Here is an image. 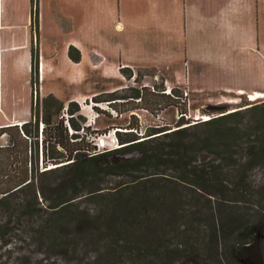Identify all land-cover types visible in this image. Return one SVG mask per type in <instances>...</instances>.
Wrapping results in <instances>:
<instances>
[{
	"label": "rangeland",
	"instance_id": "obj_1",
	"mask_svg": "<svg viewBox=\"0 0 264 264\" xmlns=\"http://www.w3.org/2000/svg\"><path fill=\"white\" fill-rule=\"evenodd\" d=\"M263 3L255 0L251 10L246 0H38L32 18L31 0H0V33L17 39L29 33V48L13 49L15 77L20 76L14 79V95L28 57L29 83L35 89L29 132L0 135V192L24 175L32 181V187L0 204V264H234L224 255L228 242L222 227L254 223L264 213V156L251 160L264 146V94H249L264 91ZM73 42L84 47L88 82L74 79L68 86L63 80L68 69L60 74L69 58L65 46L74 47L72 55L79 52L81 58ZM136 90L140 96H134ZM70 102L78 107L74 118L81 127L91 123L77 132L79 139L85 135L80 150L95 147L96 154L116 149L112 132L117 128L133 130L136 142H150L152 148L153 137L180 128L189 160L203 166L216 184L212 196L179 182L170 168L161 177L136 183L107 175L98 193L88 194L92 186L80 187L81 196L65 212L51 215L56 212L45 207L71 169L41 162L34 122L36 117L38 127H46L42 115L51 111L53 125L58 120L66 124ZM107 104L116 117L100 109ZM249 106L261 113L204 125ZM22 115L14 112L13 119ZM153 129L161 132L153 135ZM45 148L49 158L60 154L51 141ZM139 149L130 152L134 156ZM186 181L191 183L190 177ZM131 190L148 192L154 204L125 218L112 199ZM151 237L158 238L154 247L148 243ZM115 242L124 246L118 257L108 254Z\"/></svg>",
	"mask_w": 264,
	"mask_h": 264
},
{
	"label": "trees",
	"instance_id": "obj_2",
	"mask_svg": "<svg viewBox=\"0 0 264 264\" xmlns=\"http://www.w3.org/2000/svg\"><path fill=\"white\" fill-rule=\"evenodd\" d=\"M31 1L32 18H34L35 11H37V5L35 8L34 5L38 2V0ZM73 50L74 47L70 46L68 49L69 58L75 62H79V52L78 54H76V57V55H72ZM35 60L36 59L32 54L33 75L36 74L35 67L37 65V61ZM34 76L37 78V74ZM33 90H35L34 86ZM134 96H140V92L136 90ZM44 102L46 101L44 100L42 103L45 104L43 106V114L45 112L44 110L48 108V105ZM54 102L56 103V100ZM36 104L38 105L39 103ZM61 106L62 105H60L59 107ZM110 107L112 108V106ZM257 108V106H249L243 109L245 110L243 112L242 110H239L229 113L227 115L224 114L222 116L205 121L204 125L220 126L222 123L225 122V120L237 117L246 112L256 114L261 113L256 112ZM77 111L78 107L76 103L70 102L68 105V114L70 115V117L68 118V123L70 128L76 132L72 135H69L68 125L63 124L62 120L56 121L53 125V123L51 122V119L53 117L51 115V111V113H45V115L47 116L42 115V120H44L46 124V127L42 124V129L38 127V119L34 116V137L40 138L39 142L41 143L42 149L47 146V143L49 141H51L56 147L60 149V154H55L50 158L46 155L47 149H41V162L43 161L45 167H47L48 163H52L53 165L62 164L61 166L55 167L54 169H71L67 181L56 189V192L53 193V198L50 199L48 205L45 207V209L50 210V212H56L51 215L58 216L60 215V213L65 212V209L68 208L70 201L81 196V190L79 189L80 187L92 186V188L90 187L91 189L88 190V194L98 193L100 190H102V178L107 175L123 178L130 177L129 182L136 183L144 180L154 179L156 177H161L162 174H165L164 172L166 171V169L170 168L177 172L179 176V182L191 184L195 186L199 191L205 192L212 196V193L214 192L213 189L216 188V184L212 183L211 179H209V176L205 172L203 166L195 165L192 161L189 160V153L184 144V131H182L180 128L162 134L163 138H157L159 136L153 137V148L149 145L150 142H136L138 138H136L132 131L121 132L119 130H116L115 135L118 141L123 146L108 151L106 154H96L95 147L90 149L89 146H87L86 148L80 150V147H82L83 145L82 140L85 135H81L82 139H79V136L77 134V132H79L81 129V125L74 118V115ZM57 112L59 113L60 111L58 110ZM80 118L81 120H83L82 117H79V119ZM183 124L184 123L182 122L178 125V127ZM29 126L30 122H25L20 126L14 125L2 127L0 128V135L9 134V132L13 130L16 134L21 136L22 134H24L25 130L29 132ZM152 131L153 135L161 132H156V129L150 130V132ZM164 138L171 140L173 143H171L170 145H165L162 141L160 142V140ZM12 139L14 140V136ZM157 141H159V143ZM95 146L97 147V145ZM134 146L139 147V150H141L143 154L139 157H128L129 154L132 153L130 152V147ZM104 156L107 158H105L103 162H99V160ZM253 156V159H251L252 161L256 160V157H263L264 146H261L257 154H254ZM65 162L68 163L64 164ZM151 166H153V168H151ZM51 170L52 169L46 171ZM188 177H190L191 183H188V181H186ZM30 184H32V181L28 179L27 175H24V177L14 187L8 188L7 190L0 192L3 197L2 199H0V204L5 200L4 198L8 197L9 195L11 196L12 194L17 191H20L21 189H26V187ZM123 187L124 186L121 187L122 190ZM120 192L122 193L123 191ZM128 194L129 195H126L122 198L112 199L113 208L123 212L125 218H132L135 210H145V208H147L151 204V202H153V198L147 196L148 192L140 193L135 190H131V192ZM34 199H36L35 193ZM25 207L26 215L31 216L32 212L29 211L30 207L27 205ZM111 210L113 209L111 208ZM37 211L38 210H36V212ZM64 218L65 216L63 217V219ZM151 230L153 231V229ZM221 232L223 235H225V238L228 242L226 245H224V255L231 258L234 264H264V213L254 223H245L243 221H234L233 223H228V227H222ZM153 236H155V234H153ZM157 242L158 238L156 237H151L148 241L149 244L153 243V247L155 244H157ZM260 242H263L261 248L258 247V243ZM121 250H124V246L117 247V242H115L112 247L108 250V254L109 256L112 255L118 257V254Z\"/></svg>",
	"mask_w": 264,
	"mask_h": 264
},
{
	"label": "crops",
	"instance_id": "obj_3",
	"mask_svg": "<svg viewBox=\"0 0 264 264\" xmlns=\"http://www.w3.org/2000/svg\"><path fill=\"white\" fill-rule=\"evenodd\" d=\"M245 1V0H243ZM248 7L252 10L254 7L255 0H246ZM264 6V3H263ZM26 36L23 38H15L12 33L1 32L0 33V113H6V111L11 112V116L8 117L7 115L4 117L0 115V128L6 126H14V125H21L22 123L27 122L30 117V111L32 108V99H31V87L29 83V72H30V60L29 57L25 62L26 65L23 68V74L21 75L20 83L18 90V94L15 96L14 91H17L15 87L13 88L14 79H19L20 76L15 77L14 73V61L15 56L13 54L14 48L24 47L26 50L29 48V33H25ZM14 36V37H13ZM33 36V35H32ZM14 38L20 45H16ZM13 39V40H12ZM34 40H32L33 43ZM73 44L77 45L76 48L78 51L81 52V58L79 62H73L68 57L64 58L65 64L63 69L60 71V74H63V71L67 68L68 75L64 76L63 80L66 82L68 86L71 81L74 79H81L88 82V70L84 69V61L85 64L88 65V59L86 57L83 45H80L78 42H73ZM67 46H65V52L68 51ZM92 69V66H91ZM43 81L45 80L44 74H39ZM25 82V83H24ZM68 82V83H67ZM75 90V93L78 94V91ZM195 90V88H194ZM256 93V94H264V91H253L249 94ZM59 95V94H58ZM75 95V94H74ZM64 97V96H62ZM22 112L26 113V115H22V118L13 119V113Z\"/></svg>",
	"mask_w": 264,
	"mask_h": 264
},
{
	"label": "built area",
	"instance_id": "obj_4",
	"mask_svg": "<svg viewBox=\"0 0 264 264\" xmlns=\"http://www.w3.org/2000/svg\"><path fill=\"white\" fill-rule=\"evenodd\" d=\"M100 109H102L103 111H107V112H109L110 114H112L114 117H116L118 114H117V112L116 111H114V109H111L110 108V106H109V104H107L105 107H100ZM66 125H68V128H69V130H70V133H72V130H71V128H70V126H69V123H68V118H67V121H66ZM42 124H41V126H40V129H42ZM85 126V127H84ZM83 127H81V132L84 130V128H88L89 126H91V123L90 122H88V123H86L85 125H84ZM116 130H119V131H121V132H127V130L126 129H120V128H117V129H114L113 130V132H112V140H113V144H114V148H119V147H121V146H123V145H121V143L118 141V139H117V137H116V135H115V132H116ZM131 131H133V130H131ZM101 140V142L103 143V141H104V139H100ZM101 143V145H99V143H96V145L98 146V147H104V145Z\"/></svg>",
	"mask_w": 264,
	"mask_h": 264
},
{
	"label": "water",
	"instance_id": "obj_5",
	"mask_svg": "<svg viewBox=\"0 0 264 264\" xmlns=\"http://www.w3.org/2000/svg\"><path fill=\"white\" fill-rule=\"evenodd\" d=\"M142 154H143V152L141 150H137V153L134 156L139 157ZM134 156H133V153H130L128 157H134Z\"/></svg>",
	"mask_w": 264,
	"mask_h": 264
},
{
	"label": "flooded vegetation",
	"instance_id": "obj_6",
	"mask_svg": "<svg viewBox=\"0 0 264 264\" xmlns=\"http://www.w3.org/2000/svg\"><path fill=\"white\" fill-rule=\"evenodd\" d=\"M134 148H137V147H135V146L134 147H130V150H133Z\"/></svg>",
	"mask_w": 264,
	"mask_h": 264
},
{
	"label": "bare ground",
	"instance_id": "obj_7",
	"mask_svg": "<svg viewBox=\"0 0 264 264\" xmlns=\"http://www.w3.org/2000/svg\"><path fill=\"white\" fill-rule=\"evenodd\" d=\"M253 99V98H252Z\"/></svg>",
	"mask_w": 264,
	"mask_h": 264
}]
</instances>
